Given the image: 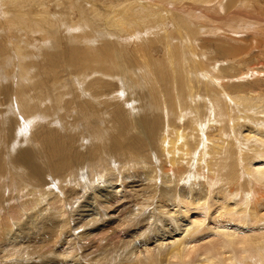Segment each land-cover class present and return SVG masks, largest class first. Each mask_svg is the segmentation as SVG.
Returning <instances> with one entry per match:
<instances>
[{
  "label": "bare ground",
  "instance_id": "obj_1",
  "mask_svg": "<svg viewBox=\"0 0 264 264\" xmlns=\"http://www.w3.org/2000/svg\"><path fill=\"white\" fill-rule=\"evenodd\" d=\"M3 1L20 4L23 0H0L1 6ZM24 1L28 8L33 2ZM36 1L39 5L45 4L43 0ZM77 1L82 12L87 7L102 22L98 31L101 36L96 32L100 39L90 31L63 32L62 36H57L61 39L57 42L58 51L50 53L47 61L54 64L62 58V63L77 69L78 76L54 64L36 67L38 72H44L43 77L36 73L31 79L21 78V83V80L15 82L17 78L13 77L15 81L10 82V86L2 84L0 78V150L4 161L0 166L1 257L7 260L6 264L13 262L10 256L30 260L37 254L36 248L30 250L31 243L37 240L51 252L47 264H119L123 261L130 264H264V215H259L254 202V186L264 183V122L257 121L264 119L255 120L254 114L249 117L244 110L259 112L262 109L264 115V95L256 89L264 86V64L257 70L248 68L246 71L241 67L246 65L248 57L251 58L253 52L247 49L254 47L250 44L254 45L251 42L258 38L253 40L249 36L250 44L240 45L242 50L240 47L239 50V39L236 44L232 43L237 39L233 34L238 30L232 28L230 21L229 31L226 28L223 31L218 27L221 24L216 22L208 26L212 19L208 25L202 20L201 26L195 25L199 28H191L190 38L193 39L188 41V52L183 29H172L170 22H166L170 21V4L167 5L170 0H154L150 5L144 0ZM99 1H107L114 8L108 7L110 12L100 8L96 11L95 3ZM171 1L179 5L184 2L187 6L203 2L221 16L237 17L246 25L254 21L256 30H253L260 33L264 41L263 21L252 16L250 10L251 15L248 10L236 9L238 0ZM241 2L254 11L259 7L253 0ZM71 3L70 7L75 10V3ZM3 7L1 14L6 11ZM22 13L18 15L30 12ZM1 14L0 54L5 57L9 49L21 56L22 50L13 42L11 31L14 28L17 32L28 31L32 20L26 23V29L21 26L26 20L9 21L11 14ZM92 19L95 18L92 16ZM50 20L35 22L39 24L32 21L34 28L39 30L45 26L41 31L44 39L49 38L45 31L46 25L51 26ZM99 21L96 22L100 24ZM61 26L69 31L65 21L60 22ZM1 31L6 36H2ZM121 31L127 34L125 39L120 38ZM210 39L220 49L217 54L225 55L223 61L216 53L207 52ZM197 41L202 45V52L197 51ZM27 42L26 49L31 50L28 38ZM39 44L43 50L44 42ZM244 47L247 57L243 54ZM256 47L257 53L264 52V42ZM236 50L239 54L231 58ZM29 57L19 60L25 62L31 59ZM32 61L31 67H35L36 61ZM224 63L228 65L223 66ZM70 75L76 76L74 83L70 82L74 78ZM245 87L247 92L243 90ZM2 95L4 99L8 97L7 102ZM94 122L98 126L103 124V130ZM15 171L23 174L25 180L19 181H25V186L19 188V181L12 177ZM94 174L99 177L107 174V185L102 186L104 193L92 194V191L90 196L87 189L97 177H92ZM11 186L18 193L12 195ZM138 187L141 191L135 190ZM66 190L70 192L69 197ZM58 194L63 195L58 197ZM8 195L13 200L23 201L15 205L10 202L11 207L5 198ZM81 198H89L90 202ZM101 198L106 206L128 198L122 203L131 205L123 221L129 227H138L140 232L130 235L128 240L118 237L111 250L94 251L95 255L89 251L84 257L80 247L89 244L87 238L97 237L96 245L108 241L110 236L115 239L110 234L113 229L109 234L105 231L101 237L97 231L96 235L90 232L94 216L88 219L85 205L91 207L88 211L101 218L102 206L98 202ZM80 205L84 206L80 209ZM31 206L33 209L29 208ZM78 208L79 215L72 217ZM29 214L30 219L25 221ZM14 224L29 229L39 227L36 237L29 235L27 241L22 238L23 234H13ZM108 224L104 225V230ZM157 227L163 228L160 232L153 231L155 240L151 241L147 233ZM126 229L121 232L126 233ZM43 232L47 237L38 240ZM144 232L146 235L137 243L136 239ZM60 242L68 246L59 250L57 244ZM120 249L129 257L119 255ZM43 256L30 264H43L41 261L46 259Z\"/></svg>",
  "mask_w": 264,
  "mask_h": 264
},
{
  "label": "rangeland",
  "instance_id": "obj_2",
  "mask_svg": "<svg viewBox=\"0 0 264 264\" xmlns=\"http://www.w3.org/2000/svg\"><path fill=\"white\" fill-rule=\"evenodd\" d=\"M12 1V0H11ZM24 1V0H23ZM22 1V3H20V4H14L13 3V1H12V3L11 2H9V1H3L4 3H2V6H4L3 7V10H6L4 13H2L4 16H5V13L7 14V16H9L10 14V16L13 18H8L9 19V21H13L14 19L17 21H19V20H23V21H25L26 20V22L24 23V22H22V25L21 26H26V29L28 28L27 27V22L29 21H33V23L34 24H39V23H41L42 22V20L44 19V20H50L49 22H51V26L49 25H46V28H47V31H45L46 32V34L47 33H49V38L48 39H44L45 37H42V35H41V31L43 30V29H45V26H44V28L43 29H40L39 30V28H34V26L35 25H33V23H32V21H31V26H30V28L28 29V31L26 30V31H24V32H17L16 30H15V28L11 31V33L13 34V36H14V39H15V41L13 40V42L19 47V48H21V50H22V52L21 53H23L21 56H16V55H14L15 53H13L12 51H10L9 52V49H7L6 50V54H7V56H6V54H5V57H3L1 54H0V78L1 79H3L2 80V84H4L5 86H10V82H11V84L13 83L12 81H15L14 79H13V77L14 78H17L16 79V81L15 82H19L20 80H21V78H23V77H25L26 78V76L28 77V78H26V80L27 79H31V78H33L34 76H36L37 74L36 73H38L39 74V76L40 77H43V75H44V72H38V69H36V67L37 66H39V67H43V66H45V67H47V66H53L54 64H56V67L58 66V67H60V68H62V69H65V70H67L68 72H70V73H76L77 74V76H78V73H77V69L75 68V67H73L72 65H70V64H68V65H66V64H64V63H62V61H63V59L62 58H59L58 60H60V62L59 63H56V62H54V64H53V62L51 63V62H49V61H47L48 59V57H50V53H52V52H55V51H58L57 49H58V44L59 43H57L58 41H60V40H58V38H57V36H59V35H63V32L65 33V34H68V32L69 33H75V34H77V33H80V31L81 32H86V31H90V32H92L93 34H95V35H93L92 33H89V34H92V36H96V35H98L99 33H98V31H99V29L102 27V25H101V21H99L98 19H97V17H95L94 16V14H92L93 12H90V10H89V8H85V11H81L80 9V7H79V4L78 3H76V1L77 0H61L62 2H64V3H61V1L60 0H54V1H56L55 3L56 4H53L54 3V1L53 0H43V3H45V4H43V5H39L40 4V2H38L37 3V1L36 0H33V2H30V5H29V8L27 7V3H25V1L23 2ZM51 1V2H50ZM70 1H72V3H75V6H74V9H75V7H76V11L75 10H73L72 9V7H70V6H72V5H70ZM80 2H84V0H79ZM144 1H147L146 3H147V5H148V3H149V5H150V1H154V0H144ZM149 1V2H148ZM53 2V3H52ZM78 2V1H77ZM192 2V1H191ZM191 2L190 1H185V3H187V4H191ZM241 0H238V3H237V5H239V6H237V8L236 9H242L243 11H245V10H248V14H250L249 13V10H250V12H252L251 14H252V16L253 15H256L257 17H259V19H261L262 21H263V23H264V1H259V3H258V1H256V0H253V3L255 2H257L256 3V5H259V7H257L256 8V10L254 11V9L251 7V6H245V5H243V3L241 2ZM261 2V3H260ZM34 3V4H33ZM36 3V4H35ZM51 3V4H50ZM67 3V4H66ZM93 3H95V2H93ZM194 3L195 4H197V5H194ZM193 4H191V5H193L194 6V8H193V6H187V5H184V2H183V4L182 5H179V4H176V2H174L173 3V1H169L168 2V4L167 5H172V7L169 5L168 6V8H170V21H168V19L166 20V22H170V24H169V26L172 28V29H176V28H178V29H183V31H184V39L186 40V42H185V45H186V49L188 50V52H189V48H188V45H189V39H191V41H192V37L190 38V36H191V31H192V29L191 28H194V29H196V28H199V27H197V26H195V25H198V23H199V25L201 26V24H202V22L203 21H205L204 23L206 24V25H208V23H210L209 22V20H211L212 19V21L213 22H211V24H209L208 26H212L213 24H215V22L216 23H218V24H221V25H219L218 27H222V29H223V31H225L228 27V22L230 21V24H231V26H232V28H236L237 30H238V33L237 34H233L234 36H236L237 37V39H235V41L234 42H232L233 44H236L237 42L239 43L238 44V49H239V47H240V49L242 50V46L244 45V46H247V45H249L250 43L249 42H251V40L252 39H250V41H247V40H249V38H253V40L254 39H256V38H258V39H256L254 42L252 41L251 43H254V45L252 44H250V46H254V47H250L249 49H247L248 51H251V52H253V56L251 55V58H249L248 57V61L246 62V65H244V66H241V67H244L245 68V70L247 71V69L248 68H252V69H254V70H257V69H259V67L260 66H262V64H264V58H263V56H264V52L263 53H257V47L256 46H260V44H262L264 41H263V36H261L260 35V33H257L256 31H254V30H256L255 29V27H256V24H254L253 25V22L254 21H250V23H248V25H246L247 23L246 22H240V21H238L235 17H228L226 14H223V16H221L220 14H217V12L215 13V11L213 10V12H212V8H211V6L210 5H208L207 3H203V2H194ZM201 3V4H200ZM254 3V4H255ZM12 4H14V5H12ZM32 4H33V6H32ZM64 4V5H63ZM97 4V6H95V9L96 8H100L99 10H102L103 12H110V10H107V8L109 7L110 9L111 8H114L113 7V5L111 4V3H109V2H107V1H99V3H95V5ZM102 4H104V5H102ZM152 4V3H151ZM199 4V5H198ZM204 4L208 7H206V6H204ZM16 5V6H15ZM55 5L57 6V7H55ZM91 5H92V3H91ZM112 5V7H110ZM177 5L179 6V7H177ZM2 6H1V4H0V9L2 8ZM6 6V7H5ZM19 6V7H18ZM25 6V7H24ZM32 6V7H31ZM43 6V7H42ZM59 6V7H58ZM84 6H85V4H84ZM115 6V5H114ZM186 6V7H185ZM196 6V7H195ZM201 7V8H198V7ZM209 6H210V9H209ZM17 7V8H16ZM61 7V8H60ZM205 7L207 8V9H205ZM15 8V9H14ZM21 8H23V9H21ZM60 8V9H59ZM102 8V9H101ZM116 8V7H115ZM173 10H172V9ZM185 8H187V9H185ZM198 8V9H197ZM18 9V10H17ZM57 9V10H56ZM65 9H67V11L65 10ZM73 11H71V10ZM98 9H96V11L98 10ZM189 9V10H188ZM190 9H191V11H192V13L190 12ZM193 9V10H192ZM205 9V10H204ZM263 9V10H262ZM24 10V11H23ZM69 10H70V12H69ZM86 10H87V12H86ZM190 12V14H189V12ZM209 10V11H208ZM241 10V11H242ZM9 11V12H8ZM30 12V13H28V14H30V16L27 14V12ZM48 11V12H47ZM81 13H80V12ZM95 11V12H96ZM173 11V12H172ZM207 11V12H206ZM17 12V13H16ZM19 12H21V13H19ZM22 12H24V13H26L27 15H18V14H23ZM69 12V13H68ZM75 12V13H74ZM188 12V13H187ZM195 12H197L196 14H195ZM263 12V13H262ZM15 13V14H14ZM50 15H49V14ZM81 15H80V14ZM194 13V14H193ZM205 13V14H204ZM210 13V14H209ZM0 14H1V12H0ZM2 14H1V16H2ZM9 14V15H8ZM12 14H13V16H12ZM54 16H53V15ZM55 14H57L56 16L57 17H55ZM70 14V15H69ZM84 15V17H83V15ZM105 14V13H104ZM111 14H112V11H111ZM178 14V15H177ZM188 14V15H187ZM207 14H209L208 16H207ZM212 14H213V16H212ZM242 14H244V12H242ZM250 14V15H251ZM263 14V15H262ZM14 15H16V16H14ZM49 15V16H48ZM66 17H65V16ZM72 15V16H71ZM193 15L194 16H196V18L195 17H193ZM215 15V16H214ZM218 15H220L221 17H216V16H218ZM224 15H225V17H226V19H225V17H224ZM236 15V14H235ZM262 15V16H261ZM20 16V17H19ZM44 16V17H43ZM60 16L62 17V18H60ZM64 16V17H63ZM70 16V17H69ZM92 16H93V18H95V19H92ZM207 16V17H206ZM231 16V15H230ZM22 17V18H21ZM36 17H37V19H36ZM46 17V18H45ZM55 17V18H54ZM89 17V18H88ZM177 17V18H176ZM196 20V21H194V19ZM206 17V18H205ZM262 17V18H261ZM18 18V19H17ZM24 18V19H23ZM33 18V19H32ZM48 18V19H47ZM58 18V19H57ZM213 18H215V19H213ZM218 18V19H217ZM226 20H224V19ZM233 18V19H232ZM57 20V21H55V20ZM89 19V20H88ZM97 19V20H96ZM124 19H125V21L126 22H128V18H127V13L126 12H124ZM191 19V20H190ZM218 21H217V20ZM231 19V20H230ZM59 20H60V22H66L67 23V26H68V29H69V31L65 28V26H63L64 27V29H63V27L61 26L60 27V22H59ZM68 20H70V21H68ZM184 20V21H183ZM200 22H199V21ZM203 20V21H202ZM216 20V21H215ZM222 20V21H221ZM233 20V22H235L236 21V23H234L233 24V22H231ZM252 20V19H251ZM68 21V22H67ZM89 21V22H88ZM96 21H99L100 22V24L98 23V22H96V24H95V22ZM190 21V22H189ZM35 22H39V23H35ZM57 22V23H56ZM89 24H88V23ZM91 22H93V23H91ZM174 22V23H173ZM178 22V23H177ZM225 22H227V23H225ZM258 22V21H257ZM257 22H255V23H257ZM27 23V24H26ZM56 23V24H55ZM59 23V24H58ZM69 23V24H68ZM91 23V24H90ZM190 23V24H189ZM201 23V24H200ZM223 23V24H222ZM238 23V24H237ZM18 24H20V22L18 23ZM26 24V25H25ZM93 24V25H92ZM193 24V25H192ZM0 25H1V22H0ZM4 25V23H2V26ZM101 25V26H100ZM192 25V26H191ZM224 25V26H223ZM239 25V26H238ZM58 26V27H57ZM70 26H72V27H70ZM75 26V28L74 29H72L73 27ZM78 26L80 27V29H77L78 28ZM174 26H176V27H174ZM189 26H191V27H189ZM194 26V27H193ZM214 26V25H213ZM251 26V27H250ZM1 27V26H0ZM169 27V30H171V28ZM189 27V28H188ZM238 27V28H237ZM244 27V28H243ZM249 27V28H248ZM62 28V29H61ZM226 28V29H225ZM248 28V29H247ZM253 28H254V30H253ZM59 29V30H58ZM92 31H91V30ZM225 29V30H224ZM242 29V30H241ZM245 29V30H244ZM246 29H247V31H246ZM254 31L253 33H252V31ZM0 30H1V28H0ZM64 30V31H63ZM66 30V31H65ZM80 30V31H79ZM187 30V31H186ZM190 30V31H189ZM250 30V31H249ZM33 31H35V32H33ZM40 31V32H39ZM94 31V32H93ZM227 31H229L228 29H227ZM241 31H245V32H241ZM3 32V33H2ZM38 32V33H37ZM96 32L98 33V34H96ZM186 32H189V33H186ZM191 32V33H190ZM255 32H256V34H255ZM36 33V34H35ZM62 33V34H61ZM121 34H120V38L121 39H125V36L127 35V34H125V33H123L122 31L120 32ZM246 34V36H245V34ZM7 34V33H6ZM12 34H11V36H12ZM64 34V36H66ZM103 35H105L106 33H102ZM247 34H250V35H247ZM258 34V35H257ZM1 35L2 36H6L5 35V32L4 31H1ZM55 35V36H54ZM241 35H242V37H241ZM243 35H244V37L246 38H244L243 37ZM99 36H101V34H99ZM99 36H96L97 37V39H100V37ZM189 36V37H188ZM250 36V37H249ZM56 37V38H55ZM105 37H107V36H105ZM187 39H186V38ZM249 37V38H248ZM256 37V38H255ZM27 38L29 39V42H30V44H31V50H32V52H31V50H27L26 49V46H27V44H28V42H27ZM208 38H211V37H209L208 36ZM244 38V40H241V39H243ZM239 39V41H237ZM63 40H65V38H63ZM184 41V40H183ZM213 41V40H212ZM237 41V42H236ZM243 41V42H242ZM247 41V42H246ZM40 42H44V44H45V46H43V50H40V46H41V44H39ZM198 43L197 44H199V45H197L196 44V46L198 47V49H197V51L199 52L200 51V47L202 46L201 45V43H199L200 41H197ZM257 42V43H256ZM0 43L2 44V41H1V39H0ZM57 43V44H56ZM97 43V42H96ZM191 43V42H190ZM241 43V44H240ZM249 43V44H248ZM215 44L216 43H214V41L213 42H211V39H210V41L208 42V45H207V47H208V51L207 52H209V50H210V52H209V54L211 55L212 53H214V55H215V53L217 54V53H219L220 54V49H218V46H215ZM55 45V46H54ZM156 44L154 43V45L153 46H155ZM240 45H242V46H240ZM7 47V46H6ZM217 47V48H216ZM246 47H244V50L246 51V52H244L243 54H244V57H247V50L245 49ZM248 48V47H247ZM239 49V50H240ZM40 51H42V52H40ZM214 51V52H213ZM200 52H202V51H200ZM239 52L240 51H235V52H233V54L231 55V58H234L235 57V55L237 54H239ZM257 54H256V53ZM31 53H32V55H31ZM28 54V55H27ZM30 54V55H29ZM219 54H217V57H218V59L220 60V61H223L224 59H225V55L223 54L222 55V53H221V56H219ZM254 54H256V56H254ZM190 55V54H189ZM26 56L28 57V56H30L31 57V59L29 60V59H27V61L25 60V62H22L21 60H19L20 59V57L21 58H26ZM223 56V57H222ZM29 57V58H30ZM36 57V58H35ZM32 60H35L36 61V64H35V67H31L32 66V63H33V61ZM30 61V62H29ZM22 63V64H21ZM29 63V64H28ZM50 63V64H49ZM27 64V65H26ZM223 66H225V65H228V63H224V64H222ZM33 68V69H32ZM35 69V70H34ZM261 69H263V67L261 68ZM32 70H34V71H32ZM28 71H30V72H28ZM32 71V72H31ZM33 73H34V75H33ZM12 77H11V76ZM30 75V76H29ZM70 76H72V75H70ZM69 77V76H68ZM72 77H74L70 82H73L74 83V81H75V77L76 76H72ZM25 78H23V79H25ZM19 80V81H18ZM243 80H244V77L243 78H241V79H239V81H240V83L241 82H243ZM21 82H23V80H21L20 81V83ZM235 90H237L238 89V84H236L235 86ZM264 87V86H263ZM263 87H256V89L257 90H259L260 92H258V93H260V94H263L264 95V89H263ZM248 88L247 87H245L243 90L245 91V92H247L246 90H247ZM2 98H3V101H6L7 102V96L5 97V99H4V96L2 95ZM244 110L246 111V112H248V116L249 117H251V115L252 114H254V119L255 120H257L259 117L261 118H263L264 119V115H263V113H262V109H259V110H261V111H259V112H252V111H249L248 109H245L244 108ZM257 113V114H256ZM260 113H262V114H260ZM259 114V115H258ZM255 115H257V117L255 116ZM257 118V119H256ZM261 119H258L257 121L258 122H264V120L263 121H260ZM96 122H98V121H96ZM96 122H94V124L97 126V127H102V129L101 130H103V124H99V126H98V124L96 123ZM102 125V126H101ZM0 154H1V156L2 157H0L1 159H2V162H1V159H0V166L4 163V161H3V155H2V151L0 150ZM16 156H14V158H15ZM111 167H114V164H112V166ZM110 168H108V170H109ZM68 170V169H67ZM22 171V170H21ZM109 172V171H108ZM107 172V173H108ZM22 173H23V171H22ZM21 172L20 173H17L16 171H15V173H13V175H12V177L14 178V179H16L17 181H19L20 179H23V180H25V178H24V176H23V174H22ZM89 173H92V171L90 172L89 171ZM88 173V174H89ZM19 174H21V175H19ZM15 175H17V176H15ZM21 176V177H20ZM95 176H97V174H94V176H92V177H95ZM106 176H107V174H105L103 177L101 176V177H99V176H97L96 178H93V179H95L94 180V183L92 184L93 185V187H92V185L87 189V195L88 194H90V196H91V193H92V191H93V193L92 194H102V193H104V189L105 188H103V187H105L106 185H107V182L105 181V178H106ZM80 178H82L81 177V174H80ZM95 181H96V183H95ZM30 182V181H29ZM104 182V183H103ZM244 182H246L247 183V181L246 180H244ZM101 185H100V184ZM106 183V184H105ZM19 188L20 187H23V185L25 186V181H19ZM98 184V185H97ZM259 185H257V186H254V198H256V200L254 201L255 202V205H256V208H257V210L259 211V215H264V183L263 182H260V183H258ZM57 186V185H56ZM95 186V187H94ZM103 186V187H102ZM11 188H12V195H14V194H16V193H18L15 189H14V187L13 186H11ZM19 188H17L18 190H19ZM53 188H55V185L53 186ZM91 188V189H90ZM94 188V189H93ZM100 188V189H99ZM96 189V190H95ZM103 189V190H102ZM140 188L138 187V188H136L135 190H137V191H141V189L139 190ZM98 190V191H97ZM91 191V192H90ZM66 192H67V194H68V197L70 196V192L68 191V190H66ZM85 191H83V192H81V193H84ZM62 196L63 194H58V197H60V196ZM21 196V195H20ZM90 196H88V197H90ZM16 197H17V195H16ZM137 197V196H136ZM5 198H7V202L9 203V205H10V202H13V203H11V204H17L18 202L20 203V202H22L23 200L22 199H15V200H13L12 198H11V196H9L8 195V197H5ZM81 199H84V200H82V201H86V203H89L90 202V200H89V198L88 199H86L85 200V198H81ZM102 200H100L99 199V204H100V206H102L101 207V213H102V215H104V212L105 213H107V215L105 216H102L101 215V218H98V217H100V216H95V214H93V212H90V211H88L89 210V208H90V210H91V207H89V206H87V205H85V213L87 214L88 213V215H89V218L88 219H90V217L91 216H94L95 218H97V219H94V217H91V218H93V219H91V224H90V232L91 233H94L95 235H96V231L97 232H99V234H98V237H101L104 233H105V231H107L108 232V234H109V230L111 229H113L112 230V232H114V230L117 228V230H119V231H117V230H115V232L114 233H117V234H113L112 232L110 233V234H112V236H114L115 237V239H111V236H110V238H108L109 240L107 241V239L105 240L106 242H104V243H102L101 245H96L98 242H97V240H95V239H98L97 237H94L95 239H92L91 237L90 238H87L90 242H89V244L88 245H86L85 247L83 246V248L82 247H80V252H81V255L82 256H84V257H86V254H88L89 253V251H90V253H92L93 254V252L94 251H99V250H107V249H112L113 247H114V245H115V243H116V241L118 240V237L119 238H124L125 240H128V239H130V235L131 236H133V235H137V232H140V229L138 228V227H129L130 225L127 223V222H125L124 223V221H123V218L126 216V214H127V210H129V208H130V206L131 205H129V204H122L123 202H126V201H128V198H124L121 202H116V203H114V204H107V206H106V204L104 203V202H102L103 201V199L104 198H101ZM126 199V200H125ZM132 198L131 197H129V200H131ZM141 199V197H139L138 199H137V201H139ZM20 200V201H19ZM132 202H134L133 200H131ZM23 204V203H22ZM123 207H122V206ZM11 206V205H10ZM82 206H84V205H80V209L82 208ZM121 206V207H120ZM11 207H13V206H11ZM29 208H31V209H33V207L31 206V207H29ZM15 209V208H14ZM26 210V209H25ZM76 210H77V212H76ZM73 213H72V217H74V218H76L79 214V212H80V210H79V208L78 209H76ZM169 210H171V209H169ZM169 210H167L168 212H169ZM14 211V210H13ZM24 212V211H23ZM13 213V212H12ZM90 213H92V215H90ZM77 214V215H76ZM76 215V216H75ZM122 215H123V217H122ZM167 215V216H166ZM165 216H166V218L167 219H169L170 218V216L168 215V214H166L165 213ZM111 218H113L112 220H111ZM115 218V219H114ZM117 218V219H116ZM119 218H120V220H119ZM30 219V214L28 215V217H26L24 220L25 221H28ZM9 220V219H8ZM13 220V219H12ZM114 220V221H113ZM122 220V221H121ZM72 221V223L74 222L73 220H71ZM105 221V222H104ZM118 221H120V223L118 224ZM9 222H11V221H9ZM102 222H104V225L105 224H108L107 225V228H106V230H104L105 229V227H104V225L102 224ZM113 222V223H112ZM115 222V223H114ZM145 222V221H144ZM118 224L119 225V227H118V225H114V224ZM124 223V224H123ZM28 223L26 222V225H27ZM128 224V225H127ZM16 225H17V227H16ZM73 225H74V223H73ZM144 225H145V223H144ZM13 227H11V229H14V231H13V234H23V236L25 237H22L23 239H25V240H27L26 238H28L29 237V235H30V238H33V236L34 237H36V235H37V232H38V229H39V227L37 228V227H30V229H29V227H25V225H23V227H20V225L19 224H14V225H12ZM15 226V227H14ZM93 226H94V228H93ZM111 226V227H110ZM112 226H117L116 228L115 227H112ZM121 226V227H120ZM125 228H127L126 230H125V232L126 233H122V232H124V229ZM146 228H148V227H146ZM157 228H158V230H157ZM157 228H152V230L151 229H149V233H147L148 235H149V237H150V240L151 241H154L155 239H154V236L153 235H155L154 234V232L153 231H158V232H160V230H161V228H163V227H157ZM167 228V227H166ZM165 228V229H166ZM87 229H89L88 227H87ZM92 229H94V231L92 230ZM99 229V230H98ZM37 230V231H36ZM100 230H102V231H100ZM110 230V231H111ZM104 231V232H103ZM122 231V232H121ZM150 231H152L153 232V234H152V232H150ZM6 233H7V231H5ZM87 232H89V230H87ZM100 232H103V233H100ZM158 232H155V233H158ZM36 233V234H35ZM44 233V232H43ZM42 233V236H38L37 237V239L38 240H41L42 238H45V237H47L46 235L47 234H43ZM102 234V235H101ZM118 234H119V236H118ZM121 234V235H120ZM123 234H125V235H123ZM127 234V235H126ZM175 234H177V233H175ZM146 235V233L144 232L141 236H139L140 238H137L136 240H138V241H136L137 243L141 240V238L142 237H144ZM122 236V237H121ZM153 236V237H152ZM169 236H171V234H169ZM40 237H41V239H40ZM18 239H20V237L18 238ZM28 241V240H27ZM111 242V243H110ZM113 242H115L114 243V245H113ZM1 243V242H0ZM35 243V244H34ZM36 243H38V244H36ZM40 243H41V245H40ZM96 243V244H95ZM32 244V246L30 247V250L32 251V249H37V254H34V257H30L31 259L30 260H23V259H19V257L20 256H15V257H12V256H10V260H12L13 262H11V263H7V264H30V262L32 261H36V259H40L39 257L40 256H43V259H44V257L46 258L45 260H42L41 262L43 263V264H47V263H49V260H51L50 259V250L49 249H47V247L45 246V247H43V245L44 244H42V242L40 241H34L33 243H31ZM93 244V245H92ZM37 245V246H36ZM39 245V246H38ZM58 245V249L59 250H61V247H67L68 246V244H63V242L61 243H58L57 244ZM81 245V244H80ZM33 247V248H32ZM65 247V248H66ZM79 247V246H78ZM90 247V248H89ZM90 250H89V249ZM1 249V248H0ZM41 250V251H40ZM40 251V252H39ZM43 252V253H42ZM40 253H42V254H40ZM99 253V252H98ZM120 254H124L125 256H124V258L125 257H129V254H126L124 251H123V249H120L119 250V255ZM93 255H95V253L93 254ZM12 257V258H11ZM83 257V258H84ZM34 259V260H33ZM56 259H58V258H56ZM87 259V258H86ZM6 259H3L2 257H1V254H0V264H6ZM88 262L90 263V261H89V259H88ZM126 261H123V262H120L119 264H130V262H128V263H125Z\"/></svg>",
  "mask_w": 264,
  "mask_h": 264
}]
</instances>
